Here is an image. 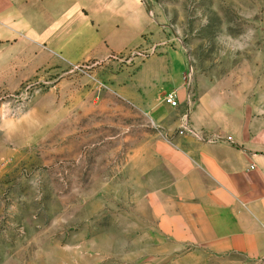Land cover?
I'll use <instances>...</instances> for the list:
<instances>
[{"label": "rangeland", "instance_id": "obj_1", "mask_svg": "<svg viewBox=\"0 0 264 264\" xmlns=\"http://www.w3.org/2000/svg\"><path fill=\"white\" fill-rule=\"evenodd\" d=\"M132 1L148 29L104 58L74 64L50 41L0 34V264L140 261L147 181L135 156L150 118L122 90L145 60L180 56L187 88L264 75V0ZM60 31L51 41L70 37Z\"/></svg>", "mask_w": 264, "mask_h": 264}, {"label": "crops", "instance_id": "obj_2", "mask_svg": "<svg viewBox=\"0 0 264 264\" xmlns=\"http://www.w3.org/2000/svg\"><path fill=\"white\" fill-rule=\"evenodd\" d=\"M148 24L132 0H0V34L50 41L74 64L139 45ZM63 27L70 37L51 41ZM185 71L167 52L145 60L122 90L150 118L144 154L135 156L147 181L136 264H264V75L256 87L240 78L221 88L197 76L187 88ZM170 90L181 103L190 98L197 133L231 141L175 135L180 110L162 102Z\"/></svg>", "mask_w": 264, "mask_h": 264}, {"label": "built area", "instance_id": "obj_3", "mask_svg": "<svg viewBox=\"0 0 264 264\" xmlns=\"http://www.w3.org/2000/svg\"><path fill=\"white\" fill-rule=\"evenodd\" d=\"M187 75H185V84ZM162 102L171 109L180 110L178 118V128L176 134L179 136H190L199 142L214 144L220 141L230 142V137H222L219 134H199L191 126L189 117L192 112V104L190 98L187 97L183 103L179 101L177 90H170L163 95Z\"/></svg>", "mask_w": 264, "mask_h": 264}]
</instances>
